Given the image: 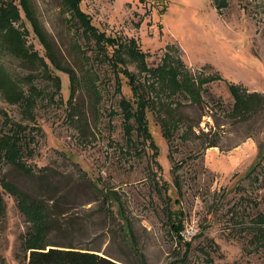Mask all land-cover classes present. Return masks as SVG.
Returning a JSON list of instances; mask_svg holds the SVG:
<instances>
[{
    "label": "rangeland",
    "instance_id": "rangeland-1",
    "mask_svg": "<svg viewBox=\"0 0 264 264\" xmlns=\"http://www.w3.org/2000/svg\"><path fill=\"white\" fill-rule=\"evenodd\" d=\"M28 1L56 57L76 72L81 86L70 98L69 73L50 63L20 7L16 26L25 30L27 47L45 58L51 73L33 71L0 47L7 70L20 78L35 74L33 84L43 92L34 109L36 121L29 122L0 91V137L11 125L7 118L28 125L33 155L26 161L35 175L0 165L6 203L0 215V264H24L38 232L37 221L2 188V178L46 205L54 223L45 238L51 244L96 249L123 264H143L142 257L145 264H264V238L257 239L251 226L257 214H264V157L253 171L264 152V115L234 123L228 89L235 83L264 94V0L80 1L94 26L118 38L125 59L120 66L139 83L148 85L152 77L127 53L131 39L150 69L179 61L194 81L221 77L203 85L200 102L181 95L166 98L157 86L152 89L166 106L181 103L177 111L185 124L169 141L158 122L163 112L157 105L149 109L156 155L149 143L132 147L126 141L119 103L133 98L127 77L104 56L114 57L113 48L105 45L101 52L100 43L86 39L63 1ZM50 74L59 77L58 87ZM92 83L100 92L97 110L87 92ZM212 141L218 147L206 148ZM165 182L173 210L183 211L184 233L197 231L191 240L183 237L190 247L179 244L167 222Z\"/></svg>",
    "mask_w": 264,
    "mask_h": 264
},
{
    "label": "trees",
    "instance_id": "trees-1",
    "mask_svg": "<svg viewBox=\"0 0 264 264\" xmlns=\"http://www.w3.org/2000/svg\"><path fill=\"white\" fill-rule=\"evenodd\" d=\"M19 3H18V2ZM65 8L70 11L77 19L81 28H83V36L88 39H95V42L99 44V50L105 52L106 47H112L116 57H108L104 54L105 58L112 65V68L125 75L128 79V84L131 87L133 100L122 97L120 100V113L123 116L122 127L124 129V135L126 141L134 147L139 142L145 144L149 143L150 147L154 150V155L157 154V146L152 138L150 128L148 126V111L153 106H156L160 110V114L163 112L159 124L163 126L164 136L171 141L174 133L180 129L184 124V118L181 116L177 108L181 106L180 102H177L176 108H172L171 103L166 106L162 103L161 98L154 97L152 92L156 86L158 91H162V94L166 98H175L177 95H181L184 98L192 99V102H200L202 97L200 95L201 89L205 83L215 82L221 77H206L194 81L191 74L184 68L180 67L179 61L176 63L162 64L160 67L150 69L147 67L144 59L145 54L140 51L138 44L134 39L129 40V51L127 52L134 60H139L140 68L143 71L150 72L152 77L151 82L147 84L139 83L134 74L130 73L125 68H122L120 64L125 62V59L121 56L122 46L117 43V37L107 35L104 31H100L99 28L93 25L91 16L84 13L79 3L81 0H61ZM20 7L23 8L26 16L31 21L33 30L40 38L41 44L47 49V57L50 58V63L56 70L64 69L70 75L71 93L70 98H74L78 87L81 86L76 72L71 69H65L61 65V62L54 53L53 45L49 39L40 29L38 20L32 16L31 4L28 0H0V47L7 51L14 58L21 60L24 64L29 65L33 71H41L43 73L50 71V65L38 55L36 51L27 47L24 32L20 30L16 24L22 19L20 15ZM102 42L104 45L101 46ZM123 51V50H122ZM111 60V62H110ZM178 63V64H177ZM35 74L31 73L24 77H16L10 73L5 67L4 63L0 61V91L2 95L12 105H16L21 108V114L24 120L29 122L36 121V115L34 109L37 104V98L43 95L39 87L33 84ZM55 86H59V77L49 75ZM24 84H28V89L24 87ZM84 88V87H82ZM149 88L151 90L149 91ZM229 93L234 98V104L230 118L234 123L247 122L255 115H264V94L257 91H249L243 85L229 84ZM88 96L93 101V109L97 110L96 103H100V92L97 86L90 84L88 87ZM158 96V95H156ZM160 107V108H159ZM162 108V109H161ZM7 118L6 122H10V127L0 137V165H12L18 171L35 177L33 168L28 165L26 161L27 156L33 155V149L30 148V142L33 140L30 134L26 133L28 125L21 122H14ZM12 122V123H11ZM35 127V126H34ZM189 129L185 130L184 136H188ZM136 135V138H134ZM218 147L215 141L209 142L206 148ZM262 152V151H261ZM264 157V152L256 164L253 171H255L260 165ZM43 171V170H42ZM257 179V178H256ZM177 193H180V182L175 177ZM1 186L10 195H12L23 211L25 215L31 217L34 221H37L35 228L38 232L34 236L33 243L28 250L30 251L28 256H25L24 264H123L118 260L100 254L98 250H92L88 248H82L69 244L66 246L57 245L55 243H48L45 238L50 232L54 223L51 221V217L47 212L46 205L38 199H33L14 183L6 178H2ZM159 190L160 186L155 185ZM164 197H165V212L167 215V222L173 232V235L180 243H185L187 247L191 246L190 242L183 239L182 233L185 231V224L183 222V211L173 210V196L169 194V186L165 182L164 185ZM175 204H178V199H175ZM6 208L3 196L0 192V215ZM254 222L251 226L256 231L255 237L257 239L264 238V214H257ZM141 262L145 264L144 257L141 258ZM129 264V263H124Z\"/></svg>",
    "mask_w": 264,
    "mask_h": 264
},
{
    "label": "built area",
    "instance_id": "built-area-1",
    "mask_svg": "<svg viewBox=\"0 0 264 264\" xmlns=\"http://www.w3.org/2000/svg\"><path fill=\"white\" fill-rule=\"evenodd\" d=\"M185 232V231H184ZM182 233V235H183V237L185 238V239H189V240H191V239H193V237H194V235L196 234V229H194V231H187L186 233Z\"/></svg>",
    "mask_w": 264,
    "mask_h": 264
}]
</instances>
